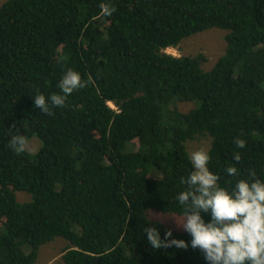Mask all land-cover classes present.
Returning a JSON list of instances; mask_svg holds the SVG:
<instances>
[{
    "label": "trees",
    "instance_id": "trees-1",
    "mask_svg": "<svg viewBox=\"0 0 264 264\" xmlns=\"http://www.w3.org/2000/svg\"><path fill=\"white\" fill-rule=\"evenodd\" d=\"M114 8L102 12L101 4ZM227 32L206 56H174L183 41ZM69 68L87 84L45 113ZM192 103L182 112L178 103ZM37 137L36 153L8 140ZM212 138L209 167L229 186L264 179V0H8L0 7V264H37L64 239V264H205L199 249H153L144 229L181 215L188 143ZM236 138L246 146L237 148ZM234 153L241 159L235 161ZM235 165L239 176L223 170ZM31 200L18 201L17 193ZM205 218L208 216L205 214ZM174 230V229H173ZM176 238L190 241L185 231Z\"/></svg>",
    "mask_w": 264,
    "mask_h": 264
},
{
    "label": "clouds",
    "instance_id": "clouds-1",
    "mask_svg": "<svg viewBox=\"0 0 264 264\" xmlns=\"http://www.w3.org/2000/svg\"><path fill=\"white\" fill-rule=\"evenodd\" d=\"M101 9L109 16L114 11L106 3L101 4ZM86 84L78 71L69 68L58 82L60 91L47 96L37 92L32 97L34 107L45 113L51 107H63L69 96ZM28 144L23 134H14L8 140L16 153L28 151ZM235 144L243 149L246 141L236 138ZM233 159L239 161L240 154L234 153ZM210 160L204 148L190 153L191 171L180 180L187 187L176 195L182 213L176 222L191 237L190 241L176 238L172 228L162 235L153 223L144 229L149 245L155 250L199 249L205 264H264V179L256 178L255 172L250 171L249 178L236 179L225 187L220 183V173L210 169ZM223 171L229 177L239 176V169L233 164Z\"/></svg>",
    "mask_w": 264,
    "mask_h": 264
},
{
    "label": "rangeland",
    "instance_id": "rangeland-1",
    "mask_svg": "<svg viewBox=\"0 0 264 264\" xmlns=\"http://www.w3.org/2000/svg\"><path fill=\"white\" fill-rule=\"evenodd\" d=\"M8 0H0V7ZM227 32L221 29H212L194 35L185 41L181 45V49L169 48L166 52L174 56L183 55H197L203 53L206 56V61L203 65L205 70H210L216 64V62L225 54L227 50L226 41ZM178 109L182 112L190 111L193 108L192 103L181 102L177 105ZM212 145V138L204 136L188 143L189 153L192 151L204 148L209 151ZM42 146V142L34 137L29 139L28 150L31 153H36ZM18 201L25 202L30 201L31 196L26 192L17 193ZM150 217L154 220L165 223L176 231H183L182 227L177 225L176 219L180 220L181 215L176 214H164L157 211H151ZM68 243L62 239L57 238L54 242L44 245L40 251V257L37 264H64L62 260L63 251L67 247Z\"/></svg>",
    "mask_w": 264,
    "mask_h": 264
}]
</instances>
